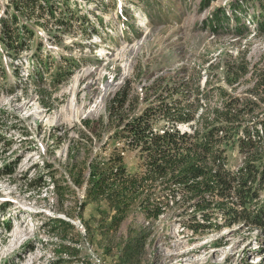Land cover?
<instances>
[{"label": "rangeland", "instance_id": "374dc122", "mask_svg": "<svg viewBox=\"0 0 264 264\" xmlns=\"http://www.w3.org/2000/svg\"><path fill=\"white\" fill-rule=\"evenodd\" d=\"M71 2L69 8L88 17L83 28L91 35L82 36L81 29L54 35L36 27L42 47L34 61L32 50L11 59L0 46V264H54L59 259L63 264H256L258 230L224 225L218 216L220 228L195 231L187 225H196L191 211L178 216V209L171 208L147 219L132 206L110 227L112 202L87 200L85 181L76 185L71 172L75 169L78 176L81 170L88 180L90 168L105 161L113 145L123 151L128 170L138 167L137 152L123 149L124 139L110 138L116 122L108 119V105L124 85L134 99L154 80L176 78L182 70L184 78L198 80L200 91L208 77L209 92L213 85L229 97L253 100L251 116L264 118V85L258 84L264 73V30L257 31L254 19L260 6L241 0H148L153 7L146 11L145 0ZM238 2L241 12L252 15L240 21L243 36L235 34L232 18ZM218 10L217 23L223 12L230 21L214 31L208 19ZM239 56L248 72L230 83L223 65ZM64 57L75 64L69 75ZM57 65L61 72L55 74ZM194 89L187 88L191 96ZM212 93L209 103H220L218 92ZM226 154L232 168L241 164L239 149L227 148Z\"/></svg>", "mask_w": 264, "mask_h": 264}, {"label": "trees", "instance_id": "16d2710c", "mask_svg": "<svg viewBox=\"0 0 264 264\" xmlns=\"http://www.w3.org/2000/svg\"><path fill=\"white\" fill-rule=\"evenodd\" d=\"M241 2L260 6L258 17L254 19L257 31H263L264 0ZM70 4L71 0L0 1L1 50L11 59L20 57L22 51L32 50L34 61L42 47L36 27L54 35L73 34L80 29L82 36L91 35L83 28L88 24V17L79 14L76 1L74 9L69 8ZM143 5L146 11L153 7L148 0ZM241 10L238 2L232 10V18L236 24L235 34L243 36L240 21L248 13ZM219 13L218 10L213 19H208L214 31L230 21V16L223 12L224 18L217 23ZM50 27H53L52 32ZM91 30L96 31L94 27ZM30 41H33L32 46ZM72 59L64 57L67 75L75 65ZM10 63L13 65L12 61ZM246 66L240 56L232 64L223 65L227 80L236 83L241 74L248 72ZM11 67L17 75L15 66ZM59 68L55 66V74L61 72ZM183 72L176 71V78L154 80L144 87L143 95L138 93L134 99L129 98V90L124 85L110 100L108 119L116 122L110 138L124 139L126 144L122 148L137 152V168L128 170L121 151L113 145L110 156L90 168L88 180L82 178L81 170L76 176L75 169L71 172L72 179L78 186L85 181L87 200L105 197L112 202L115 215L110 227H116L127 211L137 206L147 219H157L171 208L178 209V216L191 211L196 225H187L195 231L209 226L220 228L215 221L217 216L223 218L224 225L241 223L249 230H258L260 245L256 254H260V259L256 264H264V118L251 116L256 105L253 100L229 97L222 88L213 85L209 92L208 77L203 84L205 91H200L198 80L184 78L180 74ZM258 84L264 85V73ZM189 87L195 88L193 97L187 91ZM214 91L218 92L220 103L210 104ZM148 96L153 100H148ZM141 99L145 102L138 107ZM83 123L90 127L89 121L83 120ZM187 123L193 128L192 132L177 128L178 124ZM227 148L243 153L238 167L229 165ZM54 222L64 228L72 227L64 219L54 218ZM63 262L59 259L54 264ZM68 263L75 262L68 260Z\"/></svg>", "mask_w": 264, "mask_h": 264}, {"label": "built area", "instance_id": "2783aa9c", "mask_svg": "<svg viewBox=\"0 0 264 264\" xmlns=\"http://www.w3.org/2000/svg\"><path fill=\"white\" fill-rule=\"evenodd\" d=\"M184 125H189V123L187 124H178L177 128H179L181 131H184V129H182L181 127ZM155 131H157L158 128H153ZM162 130H159V132H161ZM186 131V130H185ZM121 154L123 155V151L121 150Z\"/></svg>", "mask_w": 264, "mask_h": 264}, {"label": "clouds", "instance_id": "9594fccd", "mask_svg": "<svg viewBox=\"0 0 264 264\" xmlns=\"http://www.w3.org/2000/svg\"><path fill=\"white\" fill-rule=\"evenodd\" d=\"M206 79V78H205ZM204 82H205V80H204ZM204 82H203V84H204Z\"/></svg>", "mask_w": 264, "mask_h": 264}]
</instances>
